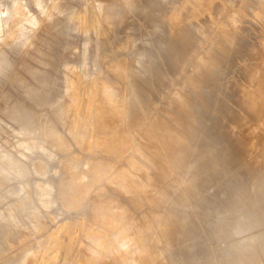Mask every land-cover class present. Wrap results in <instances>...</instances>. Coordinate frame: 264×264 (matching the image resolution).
Returning <instances> with one entry per match:
<instances>
[{"label": "rangeland", "instance_id": "1", "mask_svg": "<svg viewBox=\"0 0 264 264\" xmlns=\"http://www.w3.org/2000/svg\"><path fill=\"white\" fill-rule=\"evenodd\" d=\"M4 1L0 0V3ZM28 1L32 9L34 4ZM54 1L57 0H47L43 5L44 16L33 7L36 9H32L33 14H38L40 20L36 28H32L34 30H31L26 46L18 44L25 46L22 49L21 46H14L16 41L10 43L14 47L2 43L6 27L0 25V51L6 52L10 58L9 64L3 66L0 74V217L8 214L16 202V194L20 188H24L44 220L37 233L34 232L33 224L25 219L27 228L14 226L13 220H0V264H14L22 254L43 242L47 234L66 228L63 225L69 222L78 221L86 225L96 222L94 214L90 212L105 206L107 200L96 196L88 211H76L68 204L74 195L70 188L72 180L81 182L82 191H90L95 168L104 179L109 165L118 169L126 165L124 160L131 158L154 172L147 161L150 150L140 145L143 144V135L140 133L135 135V148L123 156L124 160H119L103 149H93L85 154L74 145L70 136V118L58 125L57 118L62 117V107L72 94L69 89L71 79L79 81L78 91L84 97L92 80H114L111 70L116 63V73L133 69L135 93L131 96L128 116L131 123L144 118L142 122H147H143L146 130L157 131L158 128L152 126L151 115L160 120L171 119L173 116L167 111L175 108L173 98L179 92L186 94V100L195 108V118L199 122L194 127L197 132L195 138L172 144L180 154L179 169L172 168L171 155L164 153L162 166L166 173L165 181L157 189H144L143 193L153 192L140 207H131L135 218L146 212L160 221L166 215L165 225L163 222L157 227L167 228L168 232L164 234L168 239L164 236L155 246L156 249L153 247L148 255V264H246L247 260H252L247 264H264L262 240L256 241V236L264 232V194L260 196L258 228L240 236L222 239L220 235L206 233L204 227L210 216L201 215L203 208L208 209L209 203L214 207H230L235 197L238 201H246L247 195L234 193L232 189L238 186L248 191L247 179L256 178L258 188H264V166L256 173L250 170L264 155V120L258 121L252 115L247 102V92L256 87L252 85L250 77L254 75L264 83V20L259 18L264 17L261 13L264 0H243L245 7L242 0H198L196 5L200 10L183 0H59L60 4L63 3V12L55 14L57 17H53L54 20L46 22ZM221 3L230 5L245 18L241 22L230 19L213 22L223 18L224 14L218 13ZM107 6L112 10L106 11ZM2 7L1 11L4 12ZM108 14L111 18L109 23L106 21ZM77 16H82V20H78ZM85 21L88 23L83 24ZM90 23L97 24L99 28H94ZM209 29H213V33ZM218 29L231 34L229 44L218 43ZM206 33H210L208 37ZM213 41L217 43L212 44ZM85 46L87 52L84 54ZM13 48L17 51H13ZM209 54L215 58L214 62H202ZM115 84L119 88L118 92L124 94V83ZM29 90L32 94L36 91L31 98H27ZM145 98L148 104L143 102ZM15 114H18V121L26 115L36 116L41 123L50 120L51 128L66 137L62 149L47 145V157L39 153L31 155L36 173L42 174L48 168L45 178L36 174L33 181L44 184L51 182L53 186L64 185L58 205L49 210L39 203L35 192L29 189V182L23 177L24 164L7 163L9 159L21 156L23 149L20 145L28 139L22 133L21 125L13 121ZM25 129L36 130L34 121L27 123ZM76 157H80L82 164L74 170L70 166ZM21 160L32 161L26 158ZM12 173L18 174L20 178ZM104 182L94 189V194H98V188L105 185ZM226 188L235 196L224 195ZM160 192L165 197H160ZM167 195L168 199H165ZM23 196L26 197V194ZM154 198L161 200V208L150 213L149 205ZM168 200V208L164 211ZM122 201L126 202L124 198ZM120 230L118 228L116 232ZM59 231L60 235L57 236L62 237L59 241L64 242L69 238L66 229ZM74 231L76 233L71 243L78 252L90 244V240L84 236L82 226L75 227ZM56 247L33 255L31 259L29 257L30 263L27 260L26 264H78L75 254H66L62 245Z\"/></svg>", "mask_w": 264, "mask_h": 264}, {"label": "bare ground", "instance_id": "2", "mask_svg": "<svg viewBox=\"0 0 264 264\" xmlns=\"http://www.w3.org/2000/svg\"><path fill=\"white\" fill-rule=\"evenodd\" d=\"M5 1L4 3H0V25L3 24V26L6 27V30L4 31L5 36L3 37L4 41L2 43L4 44L5 42V44L7 43L9 45L10 43L16 41L17 44L14 46H16L17 48L21 46L18 44H24L26 46L25 43H27L30 39L31 30H34L32 28H36V25L40 20L38 14H33V10H36L33 7L35 6L38 10H40L41 15L44 16L45 8H43V5L47 3V0H31V2H33L34 4V6H32L33 10L30 7L32 3H30L28 0L26 1H28L30 5L25 0ZM51 1L53 2V0ZM183 1L195 5V9L200 10L196 5L198 0ZM59 2L61 3V1L57 0L54 1L53 4H51L52 6L49 14L47 15V18L45 16L46 22L54 20L53 17H57L55 16V14L59 15L58 13H61V11L63 10L61 8L63 3L60 4ZM243 3L244 1L242 2V4ZM243 5L245 7V4ZM2 6L5 7L3 8ZM114 6L115 5H113V7ZM219 6L220 8H218V13H220L221 15L224 14L223 18L222 20L215 19L213 20V22H221L227 19L235 22H241L242 19L245 18L244 16H240V14L238 15L235 10L228 4L221 3V5L219 4ZM1 7L5 10L4 12L1 11ZM106 8H108L106 9V11L110 9L112 10V8L109 9L108 6ZM245 10H247V8ZM248 10L251 9L248 8ZM262 12L264 14V9L263 11H261V13ZM261 13L258 12V14L260 15ZM258 14L257 16H260ZM263 14L262 16H264ZM77 18L78 20H82V16H77ZM259 18H263L264 20V17ZM110 20L111 18H109L108 14V16H106V21L109 23ZM84 23L88 22L85 21L83 22V24ZM87 26H84V28H87ZM93 26L94 28L95 26L99 28L97 24H94ZM210 31H212L213 33L214 30L212 29ZM203 33L204 32L202 31V35ZM218 33L220 35V42L218 43L229 44L231 42V34L229 32L218 29ZM214 34L216 35V32ZM208 35L206 37H208ZM216 43L217 42L215 41L212 42V44ZM24 45L23 47H25ZM23 47L21 46L20 49H22ZM223 47L224 46H222V49H225V47ZM13 51H17V49L15 48ZM86 52L87 47L84 48L83 53L85 54ZM7 55L8 54H6V52L0 51V74L2 73L3 66L9 64L10 58L9 55ZM206 57H209L208 61L206 62V58V60L202 59V62L210 64L215 60V58L210 54ZM83 65L85 66L86 63L84 62ZM116 69H118V63H116L111 70V73H113L112 75L114 76L113 81L92 80L89 91L84 94V97H81L78 91L79 81L71 79V81L69 82V89L72 91V94L71 97H69L68 101H66L67 103L62 107V117L57 118L58 125L70 118L72 120L70 136L74 145L79 147L85 154L89 153L91 150L93 151V149L100 148L105 150L107 153H110L111 156L118 158L119 160H124L123 156L129 150L135 148V135L140 133L143 135V144L141 143L140 145H144L143 148H147L148 150H150L151 155H149L147 161L148 164L154 169V172L145 168V166H143V164H141V162H139L137 159L135 160L131 158V160H124L126 165L118 169H115L112 165H109L107 172L108 174L104 179H102L103 177H100L99 174H97L98 172L95 168V170H93V183L90 191H82L81 182L79 180H72L70 183V188L73 190L74 195L68 200V204L76 211H88L89 206L95 200L96 196H100L101 198L107 200L105 206L97 208L95 211L90 212V214H94L93 217L96 219V222L90 225H86L78 221H72L66 225H63L66 228H59L57 231H53L47 234L44 241L40 242L38 245L36 244V246L32 248L33 250L31 249V251L29 250L30 252L28 253L22 255L20 254L21 256L15 260L14 264H26L29 257L31 259V256L42 253L49 248H54L59 245L63 246L66 254H75V259L78 264H148L150 262V257L148 256L149 253H151L153 247L154 249H156L155 246H157V243L162 238H164V233L167 231V228H165V226L158 228L157 226L160 225L159 223L163 222V225H165L166 220L164 221V217L166 215H164L163 219H159L160 221L156 220L152 215L146 212L141 213L138 218H135L132 214L134 210L131 211V207L138 208V206L148 198V195L153 192L151 191V193L149 194L143 193L142 191L144 189H157L165 181L166 173L162 166L165 160L164 153L167 152L171 155L170 157H172L171 160L174 164L172 168L174 170L177 168L180 154L178 150H175L172 147V144L177 141H189L195 138L197 132L194 127L199 122L195 118V108L191 106L186 100V94L184 95L179 92V94L182 95H179L177 93V96L173 98L175 108L169 110V112L166 110L167 113L170 114V116H173L171 119L160 120L150 114L152 117V126L155 127V129L158 128L157 131L152 132V129L146 130V126L143 124V122L146 121L142 122L144 118L139 122L131 123L128 120V116L130 114L131 96L135 93L132 83L133 69H128L125 73H116ZM250 80L252 81V85L254 84L256 87H254V89L250 88L247 92V102L251 108L252 115L258 121H262L264 120V83L262 84V81L258 80L257 77H254V75L250 77ZM120 82L124 83L126 87V90L124 88V94L123 92H118L119 88H116L115 83L118 84ZM260 84H262V86H260ZM33 93L36 94V91ZM34 94H32L29 90L27 93V98H31ZM148 97L149 96L146 95L147 99ZM146 98L143 102L147 101ZM191 103L193 102L191 101ZM146 104L148 103L146 102ZM149 105L151 104L149 103ZM150 107L151 106H149V108ZM17 115L15 114L12 119L13 121L21 125L22 133L27 136L28 139H26L20 145V147L23 149L20 152L21 156L18 155V157L20 156L19 158H12V160L9 159L7 163L15 164L16 162L24 164L25 171L23 177L24 179L26 178L29 182V189H32L35 192L39 203L45 209L49 210L58 205V199L63 193L64 185L60 184L59 186L58 184H56L53 186L51 182L44 184L42 182L33 181V178L36 176V174L39 173H36L35 171L33 161L34 159H32L33 156L31 157V155H34V153H39L47 157V145L49 144L57 149H62L65 146L66 137L60 134L58 130L55 131L51 128L50 120H46L44 123H41L37 121V119L35 118L36 116L26 115L23 116L20 121H18L16 120ZM45 119L47 118L45 117ZM31 120L34 121L36 130L29 131L28 129H25L27 123H29ZM37 139H39V142ZM137 149L139 150V148ZM140 150L138 152L144 155V153H142ZM180 151L183 152V150ZM36 157L37 155L35 154L34 158ZM20 158H26L28 160L31 159L32 161L29 162L27 160L28 162H24ZM142 158H144V156H142ZM263 162L264 155L260 161L250 167V170L255 173L259 172L260 168L264 166ZM179 163L182 165L183 162L180 161ZM81 164L82 161L80 157H76L72 160L70 168L77 170L81 167ZM47 169L48 168L46 167L45 172L39 174V176L45 178L48 174ZM65 169L66 168H64V170ZM13 175H15L17 178H20L18 174ZM104 180L106 184L98 188L99 192L97 195L94 194V189L98 185L103 184ZM247 183H249V187H247L248 191H243L238 186L232 189L234 193L247 195L248 198L246 201H238L235 197V202L232 206L229 205L230 207H214L213 204L209 203L208 209L203 208L201 215L205 217L210 216L207 221L206 227H204V231L206 233L212 232L213 235H220V238L223 239L225 237H237L244 234L248 230L258 228L257 225L260 222L259 219L261 216L260 196L261 194H264V188H258V182L256 181V178H253V180L247 179ZM226 189H224L223 191L224 195L235 196L230 191V189ZM24 194H26V197L23 196ZM161 194L162 193L160 192V197L165 195ZM122 198H124L126 202H123ZM165 199H168V195ZM212 200L214 199H211V201ZM160 203L161 200L159 198L155 199L153 202H150L148 211L150 213H154L155 210H159V208H161ZM168 204L169 200L164 207V211L168 208ZM177 212L179 211L177 210ZM159 218L161 217L159 216ZM24 219L27 220L28 223L31 222V225L33 224L32 226L34 227V232L37 233L41 230V222H44V220H42L43 216L41 215L39 209L34 205L31 197L27 194V191L24 188H20V190L16 194L15 204L9 210L8 214L5 217H0V220H8L9 222L13 220L12 224L14 226H23L24 228H27L28 225H25L27 223L24 222ZM77 226H82L84 236L88 240H90V244L87 243L88 245L83 246L78 252L74 250V244L71 243V238L73 237V234L76 233L74 229ZM169 226H171V224ZM118 228L121 229L120 232H116ZM60 229L67 230V233L66 231L65 233L69 238L65 241L61 239L64 242L59 241V238L62 237L58 238L57 236L61 233L59 231ZM23 231L24 230H22L21 232ZM58 231L60 232L59 234ZM24 234L26 236V233ZM256 237V241L262 240V243H264V232L261 235L258 234ZM262 243L261 247L262 250H264V244ZM168 246H170V244ZM28 262L30 263L29 260ZM249 262H252V260H247L245 263L247 264ZM228 263L229 262H227V264Z\"/></svg>", "mask_w": 264, "mask_h": 264}]
</instances>
